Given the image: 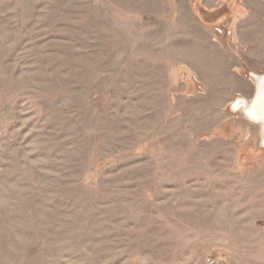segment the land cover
Segmentation results:
<instances>
[{"label": "rangeland", "instance_id": "obj_1", "mask_svg": "<svg viewBox=\"0 0 264 264\" xmlns=\"http://www.w3.org/2000/svg\"><path fill=\"white\" fill-rule=\"evenodd\" d=\"M251 72L264 0H0V264H264Z\"/></svg>", "mask_w": 264, "mask_h": 264}, {"label": "water", "instance_id": "obj_2", "mask_svg": "<svg viewBox=\"0 0 264 264\" xmlns=\"http://www.w3.org/2000/svg\"><path fill=\"white\" fill-rule=\"evenodd\" d=\"M254 77L256 90L251 98L247 100L243 97H238L235 103L244 100V104L238 108L234 105V110L242 109L244 114L254 123L260 125L261 145L264 147V73L251 72ZM234 103V104H235Z\"/></svg>", "mask_w": 264, "mask_h": 264}, {"label": "bare ground", "instance_id": "obj_3", "mask_svg": "<svg viewBox=\"0 0 264 264\" xmlns=\"http://www.w3.org/2000/svg\"><path fill=\"white\" fill-rule=\"evenodd\" d=\"M243 104H244V100H241V101L235 103L234 106H235L236 108H238V107L242 106ZM260 128H261V127H260Z\"/></svg>", "mask_w": 264, "mask_h": 264}, {"label": "built area", "instance_id": "obj_4", "mask_svg": "<svg viewBox=\"0 0 264 264\" xmlns=\"http://www.w3.org/2000/svg\"><path fill=\"white\" fill-rule=\"evenodd\" d=\"M208 263L209 264H215L216 263V259L215 258H208Z\"/></svg>", "mask_w": 264, "mask_h": 264}, {"label": "crops", "instance_id": "obj_5", "mask_svg": "<svg viewBox=\"0 0 264 264\" xmlns=\"http://www.w3.org/2000/svg\"><path fill=\"white\" fill-rule=\"evenodd\" d=\"M255 70V69H254Z\"/></svg>", "mask_w": 264, "mask_h": 264}]
</instances>
